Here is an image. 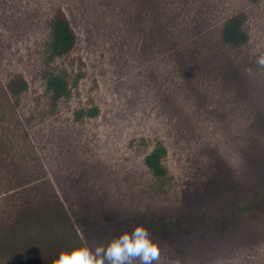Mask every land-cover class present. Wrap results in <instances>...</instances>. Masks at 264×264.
I'll use <instances>...</instances> for the list:
<instances>
[{"label": "rangeland", "instance_id": "obj_1", "mask_svg": "<svg viewBox=\"0 0 264 264\" xmlns=\"http://www.w3.org/2000/svg\"><path fill=\"white\" fill-rule=\"evenodd\" d=\"M57 6L77 39L49 60ZM236 11L249 34L238 49L220 41ZM260 51L264 0H0V264H52L72 245L58 219L77 196L109 212L112 231L118 218L143 223L159 264H264ZM50 67L79 75L56 104ZM16 73L19 96L7 88ZM160 142L162 183L144 165ZM20 221L28 231L12 236Z\"/></svg>", "mask_w": 264, "mask_h": 264}, {"label": "trees", "instance_id": "obj_2", "mask_svg": "<svg viewBox=\"0 0 264 264\" xmlns=\"http://www.w3.org/2000/svg\"><path fill=\"white\" fill-rule=\"evenodd\" d=\"M252 4H256L262 0H248ZM247 14L244 11H236L230 15L223 23L220 29V41L225 46L238 49L244 46L249 40V34L245 28ZM48 41V59L61 57L68 54L74 47L77 34L73 28L70 19L64 9L57 6L53 10L50 20V32ZM45 87L50 93V99L56 104L59 99L67 97L71 93L72 83L77 84L79 75L71 80L66 67H50L44 71ZM7 88L13 96H19L28 89V82L21 73H16L7 82ZM97 107L88 109H79L75 112L76 119L83 117H94L98 114ZM167 148L163 143H157L148 154L144 157V165L151 172L152 176L162 182L167 174L166 167L163 163ZM81 197L85 200L77 206L75 211L68 212L66 216L63 214L58 221L59 227L64 224L65 230L73 236V244H89L98 240H106L110 234H115L123 230L124 227H130L133 222L124 221L118 218L115 230L109 229V223L112 221V215L106 210L98 211L97 204L88 197ZM95 203V204H94ZM96 205V206H95ZM95 206V209H93ZM61 210V209H60ZM41 220V217L37 221ZM46 221L52 219L46 218ZM156 220L153 219L152 223ZM21 222V221H20ZM18 222L20 228L12 230V236L17 235V231L26 232L28 226H24L23 222ZM98 223H100L98 225ZM150 222H147L149 224Z\"/></svg>", "mask_w": 264, "mask_h": 264}, {"label": "clouds", "instance_id": "obj_3", "mask_svg": "<svg viewBox=\"0 0 264 264\" xmlns=\"http://www.w3.org/2000/svg\"><path fill=\"white\" fill-rule=\"evenodd\" d=\"M254 63L264 69V51L258 52ZM243 71L249 78L255 75L251 67ZM159 260V242L143 223H134L106 240L62 248L52 264H159Z\"/></svg>", "mask_w": 264, "mask_h": 264}]
</instances>
